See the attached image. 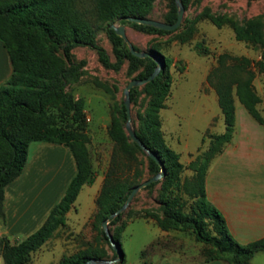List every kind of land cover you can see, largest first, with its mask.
I'll return each instance as SVG.
<instances>
[{"label": "trees", "instance_id": "trees-1", "mask_svg": "<svg viewBox=\"0 0 264 264\" xmlns=\"http://www.w3.org/2000/svg\"><path fill=\"white\" fill-rule=\"evenodd\" d=\"M154 1L90 0L91 8L87 9L82 0H0V41L11 65L9 77L0 85V217L4 187L21 172L31 141L63 144L69 148L75 163V173L64 193L36 230L18 241L10 242L0 237L3 264H29L31 254L56 229L65 225L64 215L71 208L74 209L73 203L80 188L94 180L87 149L88 137L84 132L83 102L80 98L74 99L65 90L67 83L76 81L82 72L81 62L72 60L70 50L75 46H88L95 51L103 68L117 71L127 61L130 71L142 67L133 78H145L155 68V61L150 57L139 58L130 54L124 41L109 28V24L122 16L147 17ZM180 1L184 8L187 0ZM202 14L214 26L221 25V17L206 12ZM175 18L176 7L172 0L170 11L162 22L173 23ZM197 18L198 14L181 31H178L180 25L172 31H166L126 20H118V23L131 25L145 33H173L183 42L190 37L192 24ZM230 25L236 40L259 42L261 39L262 24L257 20L242 24L231 21ZM101 29L111 44L113 61L96 44V34ZM133 48L140 50L135 46ZM144 51L159 56L164 66L156 77L143 84L151 97L143 114L138 115L137 125L132 127L139 140L163 163V179L143 188L149 189L159 184L157 209L161 214L149 208H127L108 220V229L113 226L111 231L109 229L112 238L119 243L120 232L125 226L122 217L130 220L149 217L162 231L189 230L195 241L205 246L203 262L222 260L226 264H249L255 253L264 252V236L245 244L237 243L227 232L221 215L204 194L205 171L230 140L234 129L233 98L253 120L264 126L256 110L259 97L251 85L253 73L247 67L249 61L245 57L221 53L217 56V64L208 71L206 81L215 91L224 131L209 135L208 147L187 164L192 171L191 176L179 182L183 165L178 154L163 140L158 114L169 94L168 66L172 59L153 48ZM256 65L259 71L264 72V50L262 60ZM96 84L113 99L106 85ZM134 92L133 87L129 91L130 100H133ZM125 118L123 99L119 103L113 102L106 130L112 142L109 165L94 198L95 208L90 222L94 236L86 246L61 256L56 264H82L90 257L108 259L103 244H107L112 252L111 258H114L116 254L101 228L102 221L124 203L131 187L139 183L144 163L149 174L144 179L159 171L156 162L130 141L123 128ZM174 190H181L192 199L188 212L182 210L183 204L173 193ZM123 261L122 253V260L115 264H122Z\"/></svg>", "mask_w": 264, "mask_h": 264}, {"label": "rangeland", "instance_id": "rangeland-1", "mask_svg": "<svg viewBox=\"0 0 264 264\" xmlns=\"http://www.w3.org/2000/svg\"><path fill=\"white\" fill-rule=\"evenodd\" d=\"M82 1L87 9L91 8L90 0ZM171 1L155 0L146 16L164 21L170 11ZM202 12L221 17V25L214 26ZM197 14L198 18L191 27V35L183 42L174 37L173 33H145L131 25H124L127 39L137 49L153 48L172 59L168 66L169 94L158 114L163 140L170 149L179 154V161L183 165L179 182L191 176L192 171L187 164L197 153L208 147L209 135L224 131L215 91L206 81V75L217 64L219 54L248 59L247 67L253 73L251 85L259 97L256 110L264 122V72L259 71L256 65V62L262 60L264 50V0H187L178 31L187 26ZM256 20L262 24L259 42L234 38L231 21L242 24ZM95 41L113 61L111 44L102 29L97 32ZM70 52L74 62H81L82 72L76 81L67 83L65 90L74 99L80 98L83 102V124L88 137L89 160L94 178H97L93 184L81 187L73 203L75 210L71 208L64 215L65 225L56 229L50 238L31 254L29 264H56L61 256L75 252L91 242L94 236L90 226L94 212L91 210L94 208L93 197L99 185L98 178H103L108 168L112 148V142L106 132L111 105L113 102H120L124 86L142 68L139 66L130 71L128 62L124 61L117 71L105 69L98 62L95 51L84 45L75 46ZM96 83L106 85L112 92L113 99ZM134 88L133 100L129 103L132 126L137 125L138 115L143 114L151 97L150 91L143 87V84ZM233 102L243 110L235 97ZM213 116L216 119L209 127L208 123ZM137 155L144 160L141 154ZM188 158L190 160L187 162ZM142 169L139 182L149 175L145 163ZM158 189L159 184L149 189H140L133 196L128 208H149L160 215L161 212L157 209ZM173 193L177 194L182 202V210L188 212L192 199L181 190H174ZM121 220L125 222L119 235V244L124 256L122 264H196L203 260L202 252L205 246L195 241L189 230L161 233L149 217L132 220L122 217ZM112 227L109 226L110 231ZM103 246L107 250V257L111 258V250L107 244ZM249 264H264V252L255 253Z\"/></svg>", "mask_w": 264, "mask_h": 264}, {"label": "crops", "instance_id": "crops-1", "mask_svg": "<svg viewBox=\"0 0 264 264\" xmlns=\"http://www.w3.org/2000/svg\"><path fill=\"white\" fill-rule=\"evenodd\" d=\"M10 73L9 57L0 41V85ZM215 119V116L211 118L209 127ZM74 173L75 163L67 146L31 141L21 172L3 190L0 237L18 241L36 230ZM98 179L93 202L102 177ZM204 194L237 243L245 244L264 236V126L253 120L244 108L234 105L231 138L205 171ZM196 264L226 263L211 260Z\"/></svg>", "mask_w": 264, "mask_h": 264}, {"label": "water", "instance_id": "water-1", "mask_svg": "<svg viewBox=\"0 0 264 264\" xmlns=\"http://www.w3.org/2000/svg\"><path fill=\"white\" fill-rule=\"evenodd\" d=\"M174 3H175V7H176V18H175V21L173 23H166V22H162V21L152 19V18H147V17L122 16L119 19H117V20H115L109 24V28L113 29L114 33L124 41V43L128 47L130 54H132L136 57H139V58L150 57L156 63V66L153 69V71L148 76H146L145 78H142V79L132 78L128 81V83L124 86V88L122 90V96H123L122 99H123V105H124L125 115H126L125 122H124V129L126 131L127 136L129 137L130 141L134 142L135 144H137L139 146V148L142 150V152H144V154L146 156H148L149 158H151L152 160H154L156 162V164L159 166V171L156 174L152 175L151 177L142 180L138 184L133 185L131 187V190H130L129 194L127 195L124 203L117 210L110 213L102 221L101 228H102L105 236L107 237L109 245L112 248V250L115 252L116 256L114 258H108V259L90 257V258L86 259L82 264H115V263H118L122 260V250L120 248V244L112 238V235L108 229V220L114 218L115 216H117L118 214H120L121 212L126 210L129 206L133 196L140 189L146 187L148 184H150L152 182L162 180L164 177L165 171H164L162 161H160V159L150 149H148L139 140V138L135 135L134 129H133L132 124H131V117H130V112H129V103H130L129 91H130V89L135 87V86L142 85V84L152 80L154 77H156V75L163 69L164 61L159 56H157L153 53H149V52H146L144 50L134 49L132 44L129 42V40L127 39V37L125 35L124 25L123 24H116V23H118V20H126L129 22L147 25V26H151V27L161 29V30L172 31L180 25V22L182 19V13L184 11V8H183L180 0H174Z\"/></svg>", "mask_w": 264, "mask_h": 264}]
</instances>
